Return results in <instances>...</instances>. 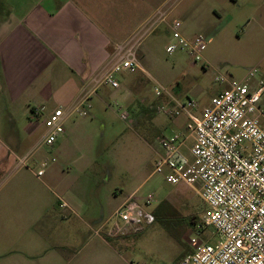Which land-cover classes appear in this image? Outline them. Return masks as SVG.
Masks as SVG:
<instances>
[{"label":"crops","instance_id":"1","mask_svg":"<svg viewBox=\"0 0 264 264\" xmlns=\"http://www.w3.org/2000/svg\"><path fill=\"white\" fill-rule=\"evenodd\" d=\"M194 1L210 7L216 17L224 11L231 20L236 13L228 10L247 8L249 23L264 25V0ZM178 2L0 0V264L132 263L125 255L131 237L107 239L104 233L97 234L104 219L93 212L87 188L78 185L73 190L62 182L57 194L43 179L42 187H37L31 166L35 162L30 160L35 148L44 144V121L52 114L48 111L52 101H59L55 111L62 108L68 115L58 141L71 140L88 126L85 117L98 109L100 90L90 98L87 116L73 113L84 88L108 63L113 47L160 9ZM191 94L203 92L192 89ZM36 107L38 114L33 113ZM80 164L85 169L91 163L69 165Z\"/></svg>","mask_w":264,"mask_h":264},{"label":"rangeland","instance_id":"2","mask_svg":"<svg viewBox=\"0 0 264 264\" xmlns=\"http://www.w3.org/2000/svg\"><path fill=\"white\" fill-rule=\"evenodd\" d=\"M177 2L171 5L169 18L143 41L138 52V72L116 74L119 88L105 85L100 89L97 111L85 117L89 119L88 126L73 134L71 140L60 139L52 146L38 145L34 160H30L35 162L31 165L35 166L34 185L42 187L40 180H48L50 190L57 194H61L62 182H68L73 190L78 185L85 186L93 212L104 222L133 192L141 201L152 196L149 209L168 202L176 214L171 226L182 236V242L156 221L142 233L129 235L125 255L135 264H182L197 246L218 240L213 228H198L206 209L199 191L185 185L174 186L163 175L154 173L161 154L158 138L185 131L189 120L186 114L174 115L170 98L166 94L157 96L158 87H164L177 100H195L197 107L191 112L200 116L212 96L228 87V83L221 84L217 78L240 82L249 70L257 69L255 79H264V25L249 23V9L231 8L228 12L236 13L231 20L224 11L221 17H216L210 7L199 6L194 0ZM175 21L182 22L185 36L201 35L209 39L203 64L196 63L186 52L167 53L172 39L171 24ZM192 89H202L203 94L194 96ZM57 106L59 101H52L48 111L54 113ZM44 131L45 128L41 129L35 140ZM192 144L190 139L188 145ZM74 161L91 164L85 169L82 164L70 167ZM42 170L45 176L39 179L38 172ZM190 217L194 218L191 226L187 225ZM112 220L109 226L115 221Z\"/></svg>","mask_w":264,"mask_h":264},{"label":"built area","instance_id":"3","mask_svg":"<svg viewBox=\"0 0 264 264\" xmlns=\"http://www.w3.org/2000/svg\"><path fill=\"white\" fill-rule=\"evenodd\" d=\"M170 13L171 6L160 9L127 40L113 47L108 63L84 88L73 113L87 116L90 98L103 86L119 88L116 74L138 72V52L143 41ZM181 29V21L171 24L167 53L186 52L196 63L203 64L209 39L201 35L187 37ZM257 74V69L249 70L240 82L217 78L228 87L210 100L200 116L191 112L197 107L195 100H177L164 87H158L157 96L166 94L170 98L174 115L186 114L189 120L185 131L158 138L161 154L154 173L163 175L174 186L199 191L206 209L198 228H213L218 238L215 243L197 246L182 264H264V79H255ZM39 112V107L33 109V113ZM67 116L59 108L45 120V145H54L65 133ZM43 175V170L38 172V177ZM152 203V196L141 201L132 194L97 234L114 239L142 233L156 222L155 209H149Z\"/></svg>","mask_w":264,"mask_h":264},{"label":"trees","instance_id":"4","mask_svg":"<svg viewBox=\"0 0 264 264\" xmlns=\"http://www.w3.org/2000/svg\"><path fill=\"white\" fill-rule=\"evenodd\" d=\"M154 214L156 217V221L162 223L167 229L170 230L172 235L179 242H182V236L178 234V232L175 229H173L174 228L173 226H171L172 218L173 217L176 218V214L175 212H173L172 206L168 202H163L157 208H155ZM193 219L194 218L190 217V221H188L187 225L189 226L193 225L194 224ZM183 230L185 229L183 228Z\"/></svg>","mask_w":264,"mask_h":264}]
</instances>
